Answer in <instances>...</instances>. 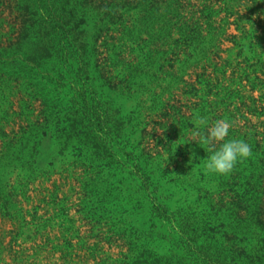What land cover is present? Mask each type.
<instances>
[{
  "label": "rangeland",
  "instance_id": "374dc122",
  "mask_svg": "<svg viewBox=\"0 0 264 264\" xmlns=\"http://www.w3.org/2000/svg\"><path fill=\"white\" fill-rule=\"evenodd\" d=\"M256 12L246 27L255 22L264 37V15ZM8 20L0 14L9 33ZM89 21L88 34L75 30L90 77L83 82L86 94L102 104L103 134L114 131L106 129L120 109L123 138L139 154L144 188L107 163L105 153L94 154L90 136L60 153L67 110L37 97L45 82L9 80L18 72V57H10L8 66L0 63V264H264V233L252 231L264 232V62L252 82H241L252 69L247 51L237 58L223 52L219 67L207 70L202 63L185 69L181 61L173 67L156 52L155 62L136 70L130 48L110 57L117 32ZM229 31L240 34L235 25ZM233 46L228 40L223 45ZM258 51L264 61V43ZM227 60L224 79L220 66ZM24 64L21 72L36 81V71ZM198 74L219 76L220 82H199ZM196 112L210 123L226 118L228 138L251 146L252 155L230 174L201 171L208 152L198 145ZM182 168L191 172L176 174ZM163 205L175 211L178 224L157 214Z\"/></svg>",
  "mask_w": 264,
  "mask_h": 264
},
{
  "label": "trees",
  "instance_id": "16d2710c",
  "mask_svg": "<svg viewBox=\"0 0 264 264\" xmlns=\"http://www.w3.org/2000/svg\"><path fill=\"white\" fill-rule=\"evenodd\" d=\"M263 4L264 0H0V14L7 13L11 23L9 33L4 31V21L0 23V63L8 66L10 57H18L15 59L18 72L9 75L8 79L45 82L37 97L42 95L50 106L67 110L69 125L58 142L60 153L72 149L75 140L87 143L86 137L90 136L94 142L93 153H105L103 159L107 158V163H116L120 170H126L143 189V181L139 178L143 169L137 163L139 154L130 150L129 140L123 138L125 123L120 109L114 111L115 124L106 129L114 131L109 134L101 132L104 129L102 104L86 94L83 82L90 77L83 67V52L76 44L75 30L81 27L80 31L88 34L86 24L90 19L95 24L100 23L102 28L116 31L109 46L113 52L110 57L117 59L130 48L138 58L136 70H143V66L155 62L156 52H162L164 62L173 67V61H181L185 69L190 66L197 69L202 63L203 69L207 70L211 65L215 69L219 67L217 59H221L223 52L234 53L237 58L247 51L249 55L244 58L252 69L241 77V82L244 79L252 82L259 79L257 69L264 62L258 54L264 37L257 33L255 22L250 29L246 23L251 21L256 11L264 15ZM232 25L240 34L229 31ZM226 40L234 46L224 48ZM89 46L90 42H87L86 51ZM181 56L183 58L179 60ZM22 62L29 70L36 71V81L21 72ZM230 65L231 61L227 60L220 66L224 79ZM198 77L199 82H220L219 76L198 74ZM49 92L50 96H47ZM28 94L36 98L33 91ZM64 96H69L67 106H59L65 102ZM55 99L60 100L54 102ZM9 107H13L10 100ZM1 133L7 135L3 128ZM148 156L152 159L157 157L156 154ZM159 158L165 159L163 155ZM166 172L173 171L166 169ZM181 172L191 171L182 168L176 174L181 175ZM156 211L166 215L172 223H179L175 211H170L167 205ZM252 231L259 236L264 233L255 227ZM151 264L160 263L154 261Z\"/></svg>",
  "mask_w": 264,
  "mask_h": 264
},
{
  "label": "clouds",
  "instance_id": "9594fccd",
  "mask_svg": "<svg viewBox=\"0 0 264 264\" xmlns=\"http://www.w3.org/2000/svg\"><path fill=\"white\" fill-rule=\"evenodd\" d=\"M193 123L197 128L195 134L200 136L198 145L208 152L201 167L205 175H228L238 162L252 155L251 146L246 140L228 138L231 125L226 118L210 123L209 117L196 112Z\"/></svg>",
  "mask_w": 264,
  "mask_h": 264
}]
</instances>
